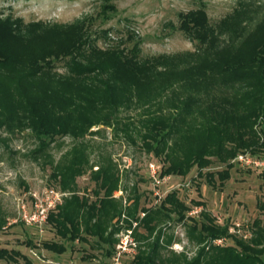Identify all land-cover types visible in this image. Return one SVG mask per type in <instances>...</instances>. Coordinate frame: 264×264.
Instances as JSON below:
<instances>
[{
  "label": "trees",
  "instance_id": "trees-1",
  "mask_svg": "<svg viewBox=\"0 0 264 264\" xmlns=\"http://www.w3.org/2000/svg\"><path fill=\"white\" fill-rule=\"evenodd\" d=\"M237 17L244 18L232 22ZM249 19L246 9L236 11L215 33L203 10L181 15L179 29L202 47L139 61L125 49L100 50L83 23L44 28L0 18V129L29 130L39 143L35 153L41 154L55 138L80 139L92 134L93 127H111L131 142L135 134L145 152L162 160V177H186L197 168V175L214 185L215 174L202 171L215 160L226 167L216 173L222 185L237 154L264 157V19L248 29ZM224 26L229 34L220 40ZM66 58V74L53 71L54 61ZM138 107L143 109L138 122L118 117L121 110ZM87 170L95 184L94 200L75 189L76 179ZM50 178L69 193L47 221L64 241L95 239L112 257L117 235L134 220L135 240L142 237V228L153 241L138 247L132 264H158L161 250L172 244L159 227L174 215L190 221L188 236L199 246L181 264H264V228L257 238L237 239L208 215L199 221L188 218L189 208L176 192L156 207L138 210L135 196L132 211L123 208L113 197L118 176L109 164L89 165L83 146L53 165ZM122 214L127 219L120 224ZM218 239L233 244L214 245ZM42 247L58 255L66 251L62 243L43 242ZM19 259L31 264L19 251L0 248V260Z\"/></svg>",
  "mask_w": 264,
  "mask_h": 264
},
{
  "label": "rangeland",
  "instance_id": "rangeland-1",
  "mask_svg": "<svg viewBox=\"0 0 264 264\" xmlns=\"http://www.w3.org/2000/svg\"><path fill=\"white\" fill-rule=\"evenodd\" d=\"M200 9L215 33L219 32L220 22L236 11L246 9L251 16L247 20L248 29L264 19V0H0L2 19L20 20L24 25L38 23L44 28L83 23L91 43L100 50L125 49L139 61L199 50L202 46L189 39L179 25L181 15ZM241 18L244 17L232 22ZM232 22L227 24L231 26ZM223 29L220 40L227 39L229 34L225 26ZM67 60L54 61L53 71L66 74ZM142 114L143 109L138 107L121 110L118 117L123 122L129 118L138 122ZM91 131L92 134L80 139L55 138L45 152L39 154L35 153L38 140L29 130L8 133L0 129V248L19 251L31 264H111L112 257L106 256V248L95 239L87 243L64 241L55 235L50 225L43 229L32 228L19 219V200L30 193L42 194L48 187L59 189L58 182L50 178L53 165L73 148L81 146L89 165L109 164L118 176L119 190L113 197L121 201L123 208L132 211L135 196L139 197L138 210L156 207L167 194L176 192L177 198L189 208L188 218L199 221L208 215L217 224L226 226L237 239L257 238L258 230L264 228V168L235 164L230 169L229 180L219 185L216 173L226 167L212 160L202 174L214 173V185L205 176H198L197 168H193L186 177L168 176L160 187L162 198L158 200L148 165L156 163L162 168L163 161L145 152L135 134V142H131L111 127L98 126ZM260 159L264 161V157ZM90 177L91 171L87 170L76 179L75 189L79 196L94 200L95 184ZM66 194L68 197L69 193ZM172 219L159 227L163 238L172 237V244L161 250L158 264H181L184 257L193 258L199 248L188 236L190 221H178L174 215ZM139 232L142 237L137 241V249L153 241V235L148 236L144 229ZM28 241L33 246H28ZM43 242L62 243L66 251L61 255L47 251L42 247ZM223 244L232 245L233 241L223 239ZM137 249L122 257L119 264H132ZM0 264L25 262L23 259L16 263L0 260Z\"/></svg>",
  "mask_w": 264,
  "mask_h": 264
},
{
  "label": "built area",
  "instance_id": "built-area-1",
  "mask_svg": "<svg viewBox=\"0 0 264 264\" xmlns=\"http://www.w3.org/2000/svg\"><path fill=\"white\" fill-rule=\"evenodd\" d=\"M232 163L239 164L246 168H264V161L260 158L251 156L248 153H239L232 160ZM150 178L155 182L154 196L160 200L162 198L160 187L164 184L168 176H161V167L156 163L148 165ZM66 193L55 187L44 189L42 194L30 193L28 197L22 198L18 203L19 219L24 225L43 229L47 225L48 215L54 211L57 206L61 205ZM144 214L141 213L140 217ZM127 219L125 214L121 215L120 224ZM132 226L123 229L118 235V241L114 246L111 264H119L120 259L126 255H130L137 249V241L133 236V229L137 226V222L130 220ZM214 245H223V239L213 241Z\"/></svg>",
  "mask_w": 264,
  "mask_h": 264
}]
</instances>
